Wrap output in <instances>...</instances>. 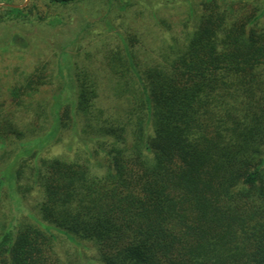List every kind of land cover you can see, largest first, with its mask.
<instances>
[{
  "label": "trees",
  "instance_id": "trees-1",
  "mask_svg": "<svg viewBox=\"0 0 264 264\" xmlns=\"http://www.w3.org/2000/svg\"><path fill=\"white\" fill-rule=\"evenodd\" d=\"M160 55L142 69L128 47L107 59L124 102L113 116L84 74L70 76L73 96L48 112L31 105L23 131L0 122L4 156L48 123L37 140L79 128L90 156H102H33L17 191L39 190L36 213L1 228L0 264H61L52 230L91 243L100 264H264V4L202 0L193 30ZM46 80L40 69L28 74L11 90L14 103L28 108L24 98ZM10 171L0 187L21 177Z\"/></svg>",
  "mask_w": 264,
  "mask_h": 264
},
{
  "label": "rangeland",
  "instance_id": "rangeland-1",
  "mask_svg": "<svg viewBox=\"0 0 264 264\" xmlns=\"http://www.w3.org/2000/svg\"><path fill=\"white\" fill-rule=\"evenodd\" d=\"M243 1L264 4V0ZM201 2L79 0L61 5L47 0H0V122H14L23 131L35 116L32 108L39 105L48 112L57 97L67 100L73 96L70 76L84 74L98 83L97 106L106 116L115 115L124 102L117 96L116 79L106 65L107 59L119 52L125 54L128 47L139 69L160 61L163 48L183 42L193 30ZM10 7L23 9V14H10ZM15 36H20L25 45L15 43ZM37 69L47 76L46 84L31 98H24L28 108L14 103L12 88ZM51 125L46 124L38 137L45 138ZM25 133L18 142L26 146L17 148L18 143H9L10 154L5 156L0 143V178L7 167L13 175L22 170L19 180L5 179L0 187V230L10 224L16 228L32 222L29 215L35 212L39 190L23 194L17 187L29 184L33 156L102 160V156H90L94 146L85 142L79 128L76 132L63 130L45 144L32 133ZM51 233L56 237L54 250L61 264H100L91 243L72 240L63 232Z\"/></svg>",
  "mask_w": 264,
  "mask_h": 264
}]
</instances>
